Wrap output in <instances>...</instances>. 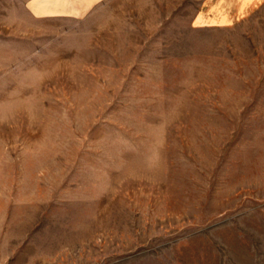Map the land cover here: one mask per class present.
<instances>
[{
    "label": "rangeland",
    "instance_id": "374dc122",
    "mask_svg": "<svg viewBox=\"0 0 264 264\" xmlns=\"http://www.w3.org/2000/svg\"><path fill=\"white\" fill-rule=\"evenodd\" d=\"M0 0V264H264V2Z\"/></svg>",
    "mask_w": 264,
    "mask_h": 264
},
{
    "label": "crops",
    "instance_id": "0c3cea01",
    "mask_svg": "<svg viewBox=\"0 0 264 264\" xmlns=\"http://www.w3.org/2000/svg\"><path fill=\"white\" fill-rule=\"evenodd\" d=\"M109 0H23L29 15L39 19L82 18ZM264 0H204L195 16L196 28L217 29L236 26Z\"/></svg>",
    "mask_w": 264,
    "mask_h": 264
}]
</instances>
